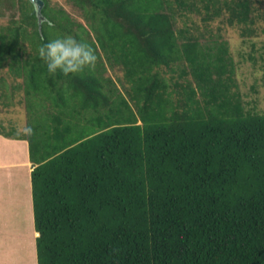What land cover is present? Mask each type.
Instances as JSON below:
<instances>
[{
  "label": "trees",
  "instance_id": "trees-1",
  "mask_svg": "<svg viewBox=\"0 0 264 264\" xmlns=\"http://www.w3.org/2000/svg\"><path fill=\"white\" fill-rule=\"evenodd\" d=\"M42 1L40 26L31 0H0V100L21 91L34 130L0 134L29 145L38 264H264V112L224 35L260 52L264 3L69 0L76 18ZM68 35L95 67L50 75L37 49ZM18 180L26 227L0 235V264H35Z\"/></svg>",
  "mask_w": 264,
  "mask_h": 264
},
{
  "label": "rangeland",
  "instance_id": "rangeland-1",
  "mask_svg": "<svg viewBox=\"0 0 264 264\" xmlns=\"http://www.w3.org/2000/svg\"><path fill=\"white\" fill-rule=\"evenodd\" d=\"M264 3V0H261ZM53 5H61L65 7L71 14H73L76 18H80L79 15L77 14V10L69 3V0H52ZM264 7V5H263ZM7 21V18L4 22ZM260 28L258 30L260 31V36L258 39H255L254 42L257 43V50H259L262 45L264 44V21H260L259 25ZM225 38L231 42L232 44V51L233 55L239 65L238 68V74H239V83L241 87V91L243 93V98L245 99L246 103L249 105V107L257 106L259 110L264 112V61H260L257 66H253L251 61H244L243 60V55H247L250 53H253L256 57H260V52L264 53V48L260 50V52H256L253 50L251 45H245L243 46L241 41L242 37L240 35V32L238 28H228L227 31L225 32ZM8 84L13 83L11 78H8ZM8 92V98H9V103L11 105L9 107H6L3 104V101L0 100V123H4L6 125H10V123L15 124L18 127H23L27 124L28 121V114L26 111V107L24 104H21L20 101L24 98L23 93L16 92L15 96L11 95L9 93L10 87L6 88ZM23 159H26V156H23ZM15 169V168H13ZM10 169L11 175H2L0 177V191H2V201H3V206L5 201V197L8 201V203H11L10 206H8L5 209L6 212H4L3 207L2 211L0 214V235L7 237V238H12V235L8 231H13L15 230V227L18 229H23L26 227L25 224H21L20 221L23 219V213L20 210L18 212L15 209V204L13 202H16L15 200H18L20 202L19 206L23 207V199H27V195L25 193L26 187H23L24 184L20 185L19 183V177L25 179V186L28 185L29 187V195H30V174H31V169L32 166L25 164L23 167V172H15V170ZM19 176V177H18ZM5 177V178H4ZM18 183L15 185V183ZM7 183V184H6ZM22 193L20 190H22ZM21 193V197H20ZM17 196H16V195ZM1 195V192H0ZM22 195H26L24 198ZM16 196V199H14ZM20 197V198H19ZM2 203V202H1ZM7 203V202H6ZM26 203V201H25ZM24 203V204H25ZM32 230L34 231L35 228ZM15 233V232H14ZM33 239V247H34V262L35 264H38L37 261V249H36V235H34ZM9 239V240H10ZM12 241V240H11ZM8 244V242H5ZM6 249V247H4ZM5 258L7 259L8 256L4 254ZM5 259V260H6ZM2 260V264H5L6 261Z\"/></svg>",
  "mask_w": 264,
  "mask_h": 264
},
{
  "label": "clouds",
  "instance_id": "clouds-1",
  "mask_svg": "<svg viewBox=\"0 0 264 264\" xmlns=\"http://www.w3.org/2000/svg\"><path fill=\"white\" fill-rule=\"evenodd\" d=\"M49 24V28H53ZM40 60L47 68L50 75H55L58 71L64 76L84 74L85 70L95 67L96 55L91 45L77 40L75 37L58 36L47 41L37 49ZM18 135L32 136L34 130L31 126H23L17 129Z\"/></svg>",
  "mask_w": 264,
  "mask_h": 264
},
{
  "label": "crops",
  "instance_id": "crops-1",
  "mask_svg": "<svg viewBox=\"0 0 264 264\" xmlns=\"http://www.w3.org/2000/svg\"><path fill=\"white\" fill-rule=\"evenodd\" d=\"M23 156H26V159H23ZM25 164L32 166L33 170V164L30 161L29 157V145L27 141L23 140H14V139H9L0 134V177L2 175L9 176L11 175L10 169L15 170V172H23V167ZM32 172V171H31ZM7 176V177H8ZM5 178V177H4ZM7 184V183H6ZM30 206H31V223L33 229L34 227V211H33V198H32V186H31V174H30ZM4 206H3V201L0 196V214H1V209L3 207L4 212L5 209L8 206L11 205V203H8L6 197H5ZM16 202H13L15 204V209L20 212L23 211V207L19 206L20 202L18 200H15ZM2 202V203H1ZM10 204V205H9ZM2 205V207H1ZM21 213V212H20ZM36 236L39 234L34 230L33 231Z\"/></svg>",
  "mask_w": 264,
  "mask_h": 264
},
{
  "label": "water",
  "instance_id": "water-1",
  "mask_svg": "<svg viewBox=\"0 0 264 264\" xmlns=\"http://www.w3.org/2000/svg\"><path fill=\"white\" fill-rule=\"evenodd\" d=\"M31 1L36 5L37 14H38V17H39V24L41 26L42 20H43L42 9H43V6H44V2L42 0H31Z\"/></svg>",
  "mask_w": 264,
  "mask_h": 264
}]
</instances>
